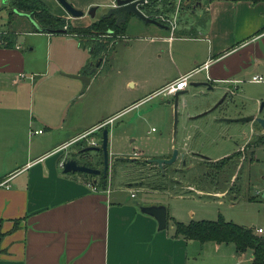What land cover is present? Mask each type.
<instances>
[{
	"label": "crops",
	"instance_id": "0c3cea01",
	"mask_svg": "<svg viewBox=\"0 0 264 264\" xmlns=\"http://www.w3.org/2000/svg\"><path fill=\"white\" fill-rule=\"evenodd\" d=\"M41 1L48 8L53 5L51 12L64 17L72 26H87L91 22L85 13L77 17L69 15L56 0ZM66 1L85 12L89 6L104 7L113 0ZM189 1L183 0L182 7ZM5 3L6 0H1L0 8ZM10 24L13 32L9 36L2 33L5 29H0V264H205L194 261V255L201 252L205 242L226 264L239 257L241 253L235 252L231 243L207 240L198 246L197 240L174 236L172 220L179 222L174 214L169 230L167 222L163 229L157 230L154 218L139 212L137 207L155 201H131L135 193L130 197L127 186L118 188H127L125 195L105 178L101 186L91 181L97 188L90 190L79 179L80 174L61 172L60 162L70 157V152L63 150L65 145L112 118L109 111L99 113V108L106 104L99 106L94 95L102 60L88 73L92 64L87 52H83L82 42L87 41L81 36L33 31L29 20L20 15ZM172 25V29L166 24L157 26L129 14L120 37H126L132 27L144 31L142 36L160 38L165 45L156 55L162 61L150 93L204 62L207 67L195 73L188 86H201L215 90L217 96H229L245 83L264 85V31H259L264 25L263 2L192 0L184 20ZM150 27L155 31H148ZM17 35L21 36L19 42ZM94 40L102 43L104 39ZM116 41H107L105 47ZM19 73L23 77H18ZM66 74H86L89 80L81 89L80 81ZM252 75L261 76L263 81H250ZM127 83L132 84L129 80ZM24 85L29 87L31 97L37 85L36 110L26 120ZM87 92L91 95L86 97ZM208 106L190 114L197 113L193 118L202 116L205 112H198ZM257 111L254 107L246 114L262 117ZM248 123L256 125L255 131L263 129L254 121ZM34 130L41 132L34 134ZM247 145L246 142L231 154L245 149L254 160L259 146ZM181 152L211 161L188 148L177 149L179 161ZM263 194L264 190L258 196L261 200ZM235 199L230 200L231 204ZM245 251L249 264L251 252Z\"/></svg>",
	"mask_w": 264,
	"mask_h": 264
},
{
	"label": "rangeland",
	"instance_id": "374dc122",
	"mask_svg": "<svg viewBox=\"0 0 264 264\" xmlns=\"http://www.w3.org/2000/svg\"><path fill=\"white\" fill-rule=\"evenodd\" d=\"M167 2L171 6H167ZM182 3L183 0H155L148 6V12L166 25L181 22L192 0L185 8ZM8 7L6 2L0 8V29H5L2 32L5 36L13 32L10 22L16 17L12 15L8 21ZM48 9L53 11V5L50 4ZM67 22L71 25L68 20ZM148 31L155 30L150 27ZM141 34H144V31L138 32L131 27L124 38L81 36L87 41L82 42V46L85 47L83 52H87L88 61L94 64L99 58L102 60L100 73L94 82V95L99 106L103 102L106 104L105 109L99 108V113L109 111V117H112L106 126L105 178L108 184L115 187V190H122L125 195H128V189L118 188L127 186L135 193V198L130 199L131 201L140 203L148 199L155 201L150 202L151 204L163 205L168 217L166 230L170 229V217L173 214L182 223L189 220L213 221L220 217L224 221L243 227L263 225L264 200L258 196L264 190V133L255 131L254 123L224 122L219 119L246 116V111L258 108L261 102L264 105V85L245 83L240 90L225 96L213 110L212 106L222 95L217 96L215 90H207L205 87L188 86L186 92L177 96L173 108V98L150 93L154 90V83L158 78L157 70L162 61L157 59L156 55L165 45L158 37ZM97 38L104 39L101 43L104 50L90 53L88 49L93 46L92 42L96 43L94 39ZM20 39L21 36L17 35L18 42ZM112 39L117 41L113 46L105 47L107 41ZM20 45L24 47L22 42ZM46 71L49 73L47 69ZM128 80L132 84H126ZM24 82L28 81L24 79ZM22 88L25 106L23 115L26 120L27 116H34L36 110L34 102L37 85L32 89V97L28 86L24 85ZM89 95L91 94L87 92L86 97ZM207 105L209 106L205 110L198 112H205L204 115L193 118L197 113L190 114V111ZM262 109L260 115L264 119V106ZM252 135L256 137L251 138ZM81 137L66 144L63 150L70 152L69 156L75 157L79 162L101 170L100 151L83 150L86 154L84 158L78 151L90 146L89 138L99 146V132L93 131L84 139ZM246 142L248 145L259 146L256 148L254 160L249 157V152L243 149L239 151L240 156L223 165L218 163ZM22 143L25 144L24 139ZM186 148L211 161L195 158L187 153L183 157V164L178 157L171 164H163L161 167L145 162L148 158H167L173 149ZM206 162H210L209 165ZM79 176L84 182L95 180L100 186L101 174ZM219 193L221 195H218ZM253 196L255 197L252 198ZM233 199L235 202L231 204L230 200ZM195 244L201 245L200 242ZM208 246L210 243H203L201 252L194 255V261L226 264V260ZM247 258L248 254L244 251L239 257L232 259L230 264L234 261L247 264Z\"/></svg>",
	"mask_w": 264,
	"mask_h": 264
},
{
	"label": "trees",
	"instance_id": "16d2710c",
	"mask_svg": "<svg viewBox=\"0 0 264 264\" xmlns=\"http://www.w3.org/2000/svg\"><path fill=\"white\" fill-rule=\"evenodd\" d=\"M154 1L155 0H147V3L140 5L139 8L146 16L152 17L159 23L163 24L159 18L148 12V6ZM245 1H248L252 4L256 2L264 3V0ZM6 2L9 6L8 11H6L8 21L11 19L10 17L12 15H15L14 11H16L28 14L30 19L40 28H47L50 30L64 28L65 33L77 36L91 35L98 37L107 29H111L113 34L110 37H119L124 33L126 21L128 19V15H125L123 21L115 23V18L112 15H105L103 17H99L98 19L92 20L89 25L85 27H73L69 25L67 20H65L63 17L54 15L41 0H6ZM168 5L170 4L167 2V6ZM32 29L33 31H38L34 26H32ZM259 31H264V25ZM103 47L104 45H101V43H95L93 46H91L90 53H98L104 50ZM103 127L106 128V126ZM238 156H240V153L234 152L233 154L223 157L218 163L223 165ZM145 162L149 164L152 163L146 160ZM206 163L209 165L210 162ZM104 180L105 176H101L99 180L100 186L104 183ZM167 219L168 217L166 215L165 222ZM172 223L174 228V236L181 235L186 239H193L199 242L210 240L216 243H231L235 252L237 253H242L246 249L250 250L251 257L249 264H264V242L259 236L253 233L252 228L250 227H243L229 221H224L220 217L213 221L190 220L187 223H181L172 220Z\"/></svg>",
	"mask_w": 264,
	"mask_h": 264
},
{
	"label": "water",
	"instance_id": "95a60500",
	"mask_svg": "<svg viewBox=\"0 0 264 264\" xmlns=\"http://www.w3.org/2000/svg\"><path fill=\"white\" fill-rule=\"evenodd\" d=\"M58 4L67 12L69 15L73 17H77L83 14L82 10H79L77 8H74L71 4H69L66 0H56ZM142 0H113V5L110 7H102L99 10H96V6H89L85 13L91 17V18H98L104 14H113L117 19L123 20L125 15L132 14L139 20L146 22V23H152L157 26L161 25L157 20H155L152 17H148L144 15L137 5L141 3ZM16 15L24 16L26 17L32 26H34L39 32H47V33H65V29H56V30H50L47 28H40L38 27L29 17L28 14L20 13L14 11ZM100 58L92 64V66L88 69V73H91L94 71L95 67L99 64ZM70 77L75 78L80 81L81 83V89L83 86L88 82L89 76L86 74H76L71 75ZM181 91H176L173 95V108H175L177 96L180 94ZM225 94L221 96V98L212 106V108L216 107L218 104L221 103V101L225 98ZM263 103L261 102L257 113H260ZM211 108V109H212ZM229 121H240V122H256L258 123L262 128H264V119L260 116L249 114L246 116H241L235 119H227ZM106 144H107V129L103 127L100 131V144L99 146H89L88 148H84L80 150L82 152L83 150H100L101 156H102V168L99 170L98 168L90 167L86 165L85 163L79 162L75 157L70 156L67 158H64L60 162V168L62 173H78V174H86L89 176H97L101 174V176H105L106 174V168H107V162H106ZM179 158H182V164L185 160H183L184 153L181 152L178 154ZM177 157V150L173 149L167 158H148V162L155 163L158 167H161L163 164H171ZM95 182V180H93ZM264 197V194L262 195ZM139 212L144 213L146 215H149L154 218L156 221V228L157 230L163 229L165 226V218H166V209L161 204H147L137 205Z\"/></svg>",
	"mask_w": 264,
	"mask_h": 264
},
{
	"label": "built area",
	"instance_id": "2783aa9c",
	"mask_svg": "<svg viewBox=\"0 0 264 264\" xmlns=\"http://www.w3.org/2000/svg\"><path fill=\"white\" fill-rule=\"evenodd\" d=\"M0 5H1V0H0ZM169 28L172 29L173 28V25H172V22L171 24H169ZM207 67V62H204L198 66H195L194 68H192L191 70H189L188 72L184 73V74H181L179 75L178 77L174 78L173 80L167 82L166 84H164L163 86H161L159 89H157L156 91H154L152 94L153 95H157V94H161V95H164L166 97H171L176 91H182L184 89L187 88L190 80H191V77L201 71V70H204L205 68ZM18 77H23V74L22 73H19L18 74ZM250 81L252 82H261L263 81V78L259 75H252L250 77ZM112 118L104 121L103 123H100V124H97L95 126H93L89 131L81 134L80 136H82L81 138H85L88 134H90L91 132L93 131H98L99 132V141H100V129H102V127L104 126V124H106L107 122H109ZM41 130H34L33 133H40ZM261 132L264 133V128L261 130ZM79 136V137H80ZM80 138V139H81ZM88 145L90 146H96L95 144V141L90 138L89 141H88ZM99 145V144H98ZM86 185L87 187L90 189V190H96V184L95 183H92V182H86ZM129 196L130 197H134V193L132 191H130L129 193ZM252 231L254 234H256L257 236H259L263 242H264V224L263 225H260V226H254L252 227Z\"/></svg>",
	"mask_w": 264,
	"mask_h": 264
},
{
	"label": "flooded vegetation",
	"instance_id": "af4514ba",
	"mask_svg": "<svg viewBox=\"0 0 264 264\" xmlns=\"http://www.w3.org/2000/svg\"><path fill=\"white\" fill-rule=\"evenodd\" d=\"M147 3V0H142V2L141 3H139L138 5H137V7L139 8V6L140 5H143V4H146ZM113 5V1H112V3L111 4H108V6H104V7H110V6H112ZM94 6V5H93ZM100 8H102V7H98V6H96V10H99ZM139 10L141 11V9L139 8ZM86 11V10H85ZM142 12V11H141ZM83 13H85V12H83ZM143 13V12H142ZM86 14V13H85ZM144 14V13H143ZM105 15H112L114 18H115V23H117V22H121V21H123V20H119V19H117L113 14H104V15H102V16H100V17H103V16H105ZM145 15V14H144ZM125 17V16H124ZM91 18V17H90ZM99 18V17H98ZM98 18H91V21L92 20H95V19H98ZM113 34V32H112V30L111 29H107L103 34H100L99 36H103V35H106V36H111ZM81 153V157L82 158H84L85 157V152H80ZM79 161V160H78ZM185 162V161H184ZM153 163V162H152ZM157 166V165H156Z\"/></svg>",
	"mask_w": 264,
	"mask_h": 264
}]
</instances>
